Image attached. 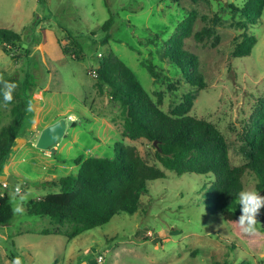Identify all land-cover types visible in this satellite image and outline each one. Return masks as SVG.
<instances>
[{
	"label": "rangeland",
	"instance_id": "1",
	"mask_svg": "<svg viewBox=\"0 0 264 264\" xmlns=\"http://www.w3.org/2000/svg\"><path fill=\"white\" fill-rule=\"evenodd\" d=\"M222 1L44 0L41 4L0 0V28L20 35L22 47L28 50L19 59L0 50V79H16L28 107L7 163L17 155L8 175L5 165L0 174V181L6 176L8 181V188L0 186V193L7 196L14 212L9 224L0 227V264H14L17 258L20 264H96L98 256L103 257L102 264H264V233L256 228L253 233L234 235L218 214L209 215L200 193L201 178L195 175L162 170L165 177L148 182L133 215H116L71 239L67 237L70 225L26 212L32 200L59 192L37 181L74 176L79 169L76 158H112L119 154L116 144L134 149L148 164L162 169L149 156L150 143L124 135L118 104L97 87L92 72L98 59L112 52L154 101L161 94L159 108L169 113L183 93L167 89L180 77L160 49L173 41L188 10L196 13L193 33L207 27L213 31L203 41L193 37L183 41L184 49L197 58L196 70L206 83L189 114L211 122L222 133L231 165L245 163L238 134L256 99L264 95V9L256 25L243 20L241 28L240 18L232 19ZM244 1L228 3L240 7ZM109 18L111 26L102 33L99 29ZM65 31L79 38L82 53L77 60L61 51L72 47ZM244 31L256 43L249 56L235 59L232 45ZM105 35L109 39L104 42ZM146 63L156 67L159 79L148 74ZM10 118V106L0 103V128ZM59 120L74 126H67L65 137L52 148H36L41 131ZM31 136L36 140L27 142ZM23 143L27 145L19 148ZM255 183L254 175L246 172L242 191L255 190ZM258 214L264 217V207Z\"/></svg>",
	"mask_w": 264,
	"mask_h": 264
},
{
	"label": "trees",
	"instance_id": "2",
	"mask_svg": "<svg viewBox=\"0 0 264 264\" xmlns=\"http://www.w3.org/2000/svg\"><path fill=\"white\" fill-rule=\"evenodd\" d=\"M170 1L178 4L181 0ZM189 1L198 3L201 0ZM37 2L44 4V0ZM222 3L232 19L236 16L240 18L238 23L241 28L243 20L249 25H256L264 9V0H245L240 7L228 3V0ZM195 19V11L188 10L176 28L173 41H166V46L160 49L162 57L177 69L180 77L174 85L168 83L167 89L183 93L169 113L159 108L161 94L154 101L129 67L112 52L98 59L95 70L97 87L105 89L119 106L124 135L130 140L144 139L150 143L153 153L149 156L162 169L148 164L134 149L120 144L115 145L119 154L112 158L78 157L74 163L79 169L74 176L59 179L47 177L36 182L39 186L57 187L59 192L32 200L26 207L28 215L45 216L55 224L70 225L71 231L67 237L71 239L109 223L116 215H133L139 207L141 196L147 193L148 182L163 179L165 175L162 170H168L179 176L200 177V193L203 194L206 212L209 215L218 214L227 230L234 235L244 233L238 217L241 215L239 193L243 190L242 177L246 172L254 175L255 190L264 196V95L256 99L246 124L238 134L239 153L245 163L233 166L222 133L211 122L189 114L196 95L206 87V83L196 70L197 58L184 49L183 41L193 37L200 42L204 36L209 38L213 33L210 27L193 33ZM111 23L109 18L99 31L105 33ZM237 36L231 56L235 59L246 58L256 40L245 31ZM65 37L72 47H61L62 53L77 60L78 54L82 53L79 38L67 31ZM108 39V35H105L103 41ZM22 44L20 35L11 29L0 28L2 52L17 59L26 57L28 50ZM19 51L23 53L18 55ZM144 67L152 78L159 79L160 74L154 65L146 63ZM5 83L16 85L10 102L3 100ZM0 103L10 106L11 116L7 124L0 128L1 174L23 127L28 108L20 96V83L16 79H0ZM13 215L7 196L3 194L0 196V227L8 225ZM256 219V228L264 233V217L257 214Z\"/></svg>",
	"mask_w": 264,
	"mask_h": 264
},
{
	"label": "clouds",
	"instance_id": "3",
	"mask_svg": "<svg viewBox=\"0 0 264 264\" xmlns=\"http://www.w3.org/2000/svg\"><path fill=\"white\" fill-rule=\"evenodd\" d=\"M15 87V83L5 86V90L3 91V100L5 102L12 101V92ZM73 118L69 117V119ZM239 202L241 205V215L238 217V223L241 230L245 233H253L256 231L257 214L264 207V196H261L255 190H244L239 193ZM14 264H20V260L17 258Z\"/></svg>",
	"mask_w": 264,
	"mask_h": 264
},
{
	"label": "water",
	"instance_id": "4",
	"mask_svg": "<svg viewBox=\"0 0 264 264\" xmlns=\"http://www.w3.org/2000/svg\"><path fill=\"white\" fill-rule=\"evenodd\" d=\"M67 126H71V123H65L64 120H59L43 129L36 143V148L40 150L52 148L60 139L65 137L64 132ZM153 144L156 145V142Z\"/></svg>",
	"mask_w": 264,
	"mask_h": 264
},
{
	"label": "built area",
	"instance_id": "5",
	"mask_svg": "<svg viewBox=\"0 0 264 264\" xmlns=\"http://www.w3.org/2000/svg\"><path fill=\"white\" fill-rule=\"evenodd\" d=\"M92 74H93V76L94 77H96V73H95V71H93L92 72ZM0 186H1V188L2 189H6V188H8V181L7 180H2V181H0ZM14 192H16V193H21V190L18 188V187H14ZM4 194V193H3ZM2 194V195H3ZM1 195V196H2ZM95 263L96 264H102L103 263V257L102 256H98L97 258H96V260H95Z\"/></svg>",
	"mask_w": 264,
	"mask_h": 264
},
{
	"label": "crops",
	"instance_id": "6",
	"mask_svg": "<svg viewBox=\"0 0 264 264\" xmlns=\"http://www.w3.org/2000/svg\"><path fill=\"white\" fill-rule=\"evenodd\" d=\"M34 131V130H33ZM32 136L27 140V142H29V141H35L36 140V136L35 137H33L32 139ZM25 145H27V143H23L19 148H22V147H25ZM18 150V149H17ZM19 151H20V149H19ZM17 154H15L13 157H11V160H10V162H9V164L8 163H6L5 164V167H6V175H8V168H9V166L11 165V163H12V161H13V159H14V157L16 156ZM0 177H1V175H0ZM7 177V176H6ZM6 177H5V179H6ZM4 178V177H3ZM5 179H3V180H5ZM2 181V180H1ZM2 195V193H0V196Z\"/></svg>",
	"mask_w": 264,
	"mask_h": 264
}]
</instances>
